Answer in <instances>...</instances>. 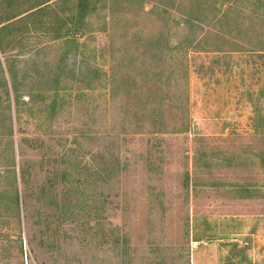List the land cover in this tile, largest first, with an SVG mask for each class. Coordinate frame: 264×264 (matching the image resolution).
<instances>
[{
	"label": "rangeland",
	"instance_id": "obj_1",
	"mask_svg": "<svg viewBox=\"0 0 264 264\" xmlns=\"http://www.w3.org/2000/svg\"><path fill=\"white\" fill-rule=\"evenodd\" d=\"M78 3L0 0V264H264V0Z\"/></svg>",
	"mask_w": 264,
	"mask_h": 264
},
{
	"label": "trees",
	"instance_id": "obj_2",
	"mask_svg": "<svg viewBox=\"0 0 264 264\" xmlns=\"http://www.w3.org/2000/svg\"><path fill=\"white\" fill-rule=\"evenodd\" d=\"M91 2H92V0H79V3L77 4V8H76L77 13L74 16V19L73 18L71 19V23L74 26L76 25L77 22L78 23L79 22L84 23L85 16L88 14V12L86 10H87V7L89 5H91ZM166 12H168V10H166ZM216 17H218V15ZM181 20L183 23V27L185 29L189 28V31H190V28H192V26L196 25V23L194 21H197V22L199 21V20H193L189 17L187 18L185 15L181 16ZM200 23H202V22H200ZM197 25L200 26L199 24H197ZM13 90H14V92H17L16 88H13Z\"/></svg>",
	"mask_w": 264,
	"mask_h": 264
}]
</instances>
